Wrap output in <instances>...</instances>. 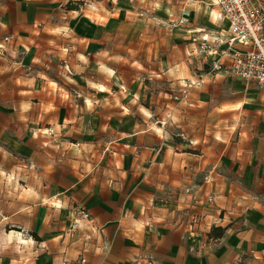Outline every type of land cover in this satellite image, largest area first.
I'll use <instances>...</instances> for the list:
<instances>
[{"label":"crops","instance_id":"0c3cea01","mask_svg":"<svg viewBox=\"0 0 264 264\" xmlns=\"http://www.w3.org/2000/svg\"><path fill=\"white\" fill-rule=\"evenodd\" d=\"M227 32L211 0H0V264H264V91L175 99Z\"/></svg>","mask_w":264,"mask_h":264},{"label":"built area","instance_id":"2783aa9c","mask_svg":"<svg viewBox=\"0 0 264 264\" xmlns=\"http://www.w3.org/2000/svg\"><path fill=\"white\" fill-rule=\"evenodd\" d=\"M211 4L227 22L228 32L226 35L202 36L193 40L188 58L191 64L196 58H208L207 70L196 74L194 69L197 82L186 81L175 99H187L190 87L201 85L217 73L253 83L264 91V0H211ZM183 22L181 19L168 23L166 27L172 30ZM208 202H213V197L210 196ZM76 216L78 222L89 221V214L82 209L76 210ZM144 264L153 263L146 259Z\"/></svg>","mask_w":264,"mask_h":264},{"label":"rangeland","instance_id":"374dc122","mask_svg":"<svg viewBox=\"0 0 264 264\" xmlns=\"http://www.w3.org/2000/svg\"><path fill=\"white\" fill-rule=\"evenodd\" d=\"M171 23V22H169ZM26 181L24 178H9L6 175L0 180V205L9 203L25 204ZM5 260H8L7 258Z\"/></svg>","mask_w":264,"mask_h":264},{"label":"trees","instance_id":"16d2710c","mask_svg":"<svg viewBox=\"0 0 264 264\" xmlns=\"http://www.w3.org/2000/svg\"><path fill=\"white\" fill-rule=\"evenodd\" d=\"M223 235V230L218 228H212L210 236L214 238H220Z\"/></svg>","mask_w":264,"mask_h":264}]
</instances>
